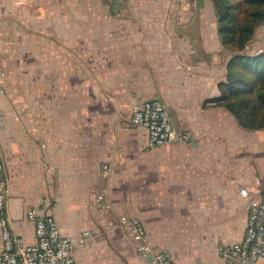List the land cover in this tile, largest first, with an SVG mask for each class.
Segmentation results:
<instances>
[{
	"label": "crops",
	"instance_id": "1",
	"mask_svg": "<svg viewBox=\"0 0 264 264\" xmlns=\"http://www.w3.org/2000/svg\"><path fill=\"white\" fill-rule=\"evenodd\" d=\"M246 49L264 51V23ZM231 55L213 0H0L1 213L13 233L33 242L36 206L75 238V264H151L117 223L126 213L173 264H218L246 230L240 189L264 194V128L210 101ZM155 98L190 141L147 145L129 120Z\"/></svg>",
	"mask_w": 264,
	"mask_h": 264
},
{
	"label": "built area",
	"instance_id": "2",
	"mask_svg": "<svg viewBox=\"0 0 264 264\" xmlns=\"http://www.w3.org/2000/svg\"><path fill=\"white\" fill-rule=\"evenodd\" d=\"M129 121L133 126L148 130L149 147L191 139L189 132L176 128L166 103L158 98L135 104ZM1 131L0 127V168H3ZM102 171L103 177H108L111 172L110 164L105 163ZM240 194L247 202L246 230L241 240L220 245L218 264H254L264 259V194L251 192L247 187L241 188ZM3 199L4 194L0 192V264H75V238L62 231L53 214L43 212L36 206L27 210L26 216L34 224V240L25 243L13 233L8 218L2 215ZM95 202L105 213L110 212L113 207L104 191L97 193ZM117 223L136 242L139 254L145 259L150 258L151 264H173L160 246L151 239L139 217L124 213L119 216ZM91 234L90 230H86L78 240L84 242Z\"/></svg>",
	"mask_w": 264,
	"mask_h": 264
},
{
	"label": "trees",
	"instance_id": "3",
	"mask_svg": "<svg viewBox=\"0 0 264 264\" xmlns=\"http://www.w3.org/2000/svg\"><path fill=\"white\" fill-rule=\"evenodd\" d=\"M218 31L232 51L226 78L219 83L215 105L226 107L249 129L264 128V51L249 53L246 46L264 23V0H213Z\"/></svg>",
	"mask_w": 264,
	"mask_h": 264
},
{
	"label": "water",
	"instance_id": "4",
	"mask_svg": "<svg viewBox=\"0 0 264 264\" xmlns=\"http://www.w3.org/2000/svg\"><path fill=\"white\" fill-rule=\"evenodd\" d=\"M150 259V258H149Z\"/></svg>",
	"mask_w": 264,
	"mask_h": 264
}]
</instances>
